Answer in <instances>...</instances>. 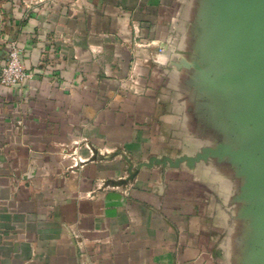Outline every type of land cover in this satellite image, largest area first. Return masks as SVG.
Here are the masks:
<instances>
[{
	"label": "crops",
	"instance_id": "1",
	"mask_svg": "<svg viewBox=\"0 0 264 264\" xmlns=\"http://www.w3.org/2000/svg\"><path fill=\"white\" fill-rule=\"evenodd\" d=\"M23 1L0 0L36 72L0 85V264H264V102L170 101L165 68L232 0Z\"/></svg>",
	"mask_w": 264,
	"mask_h": 264
},
{
	"label": "rangeland",
	"instance_id": "2",
	"mask_svg": "<svg viewBox=\"0 0 264 264\" xmlns=\"http://www.w3.org/2000/svg\"><path fill=\"white\" fill-rule=\"evenodd\" d=\"M38 1L24 0L23 4L29 9L28 7ZM237 1L232 0L229 13L199 12L194 15L197 19L192 22L196 28L193 35L213 39V44L167 47L169 53L174 56L178 54L177 61L165 66L168 70V88L172 92L170 101L228 103L237 108L232 110L237 115L241 113V104L264 102V12L256 11V4L261 2L264 6V0H247L249 4L246 13L237 11ZM186 26L192 25L187 23ZM191 31L182 33L174 27L171 34L172 37L182 38L183 34ZM175 37L171 39L172 43ZM22 51L18 41L0 26V81L3 71L24 72L30 75L36 73L33 68L25 67ZM200 54L214 55V61L189 60V57ZM13 55L16 56V63H13ZM175 72L188 75L187 78L184 77L181 89L176 85L177 80L181 81V78H177ZM12 78L5 80L11 82ZM21 82L14 85L0 82V85L15 87ZM192 89L195 94H192ZM246 112L249 116H254L256 109L249 108ZM200 113H213V110L203 109ZM79 146V142L73 141L57 144L55 154L58 162L65 168L69 167V164L79 163Z\"/></svg>",
	"mask_w": 264,
	"mask_h": 264
},
{
	"label": "built area",
	"instance_id": "3",
	"mask_svg": "<svg viewBox=\"0 0 264 264\" xmlns=\"http://www.w3.org/2000/svg\"><path fill=\"white\" fill-rule=\"evenodd\" d=\"M12 60H13V63H16L17 62V59H16V56L15 55H13V57H12ZM12 74H14V75H12ZM29 76H31L30 74H27V73H24V72H16V71H12V72H10V73H8L7 71H3V73H2V77H1V83H4V84H6V85H8V84H16L17 82H19V81H23L24 79H26V78H28ZM10 77H13L12 78V81L11 82H6V78H10Z\"/></svg>",
	"mask_w": 264,
	"mask_h": 264
}]
</instances>
